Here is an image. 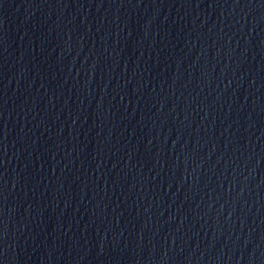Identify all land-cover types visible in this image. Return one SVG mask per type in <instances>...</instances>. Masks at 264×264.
<instances>
[{
  "label": "water",
  "instance_id": "1",
  "mask_svg": "<svg viewBox=\"0 0 264 264\" xmlns=\"http://www.w3.org/2000/svg\"><path fill=\"white\" fill-rule=\"evenodd\" d=\"M0 264H264V0H0Z\"/></svg>",
  "mask_w": 264,
  "mask_h": 264
}]
</instances>
